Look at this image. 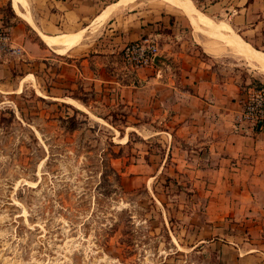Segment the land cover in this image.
<instances>
[{
  "label": "rangeland",
  "instance_id": "rangeland-1",
  "mask_svg": "<svg viewBox=\"0 0 264 264\" xmlns=\"http://www.w3.org/2000/svg\"><path fill=\"white\" fill-rule=\"evenodd\" d=\"M21 1L38 21L39 0ZM191 2L264 52V0ZM12 4L0 0V13L19 19ZM127 4L122 14L138 13L164 33L200 43L222 67L264 85L260 63L235 57L167 0ZM146 37L160 51L159 41ZM34 69V87L31 78L21 91L22 78L0 85V264H264V215L237 206L234 180L225 195L224 182L209 170L215 165L194 160L167 119L100 93L71 91L41 66Z\"/></svg>",
  "mask_w": 264,
  "mask_h": 264
},
{
  "label": "crops",
  "instance_id": "crops-1",
  "mask_svg": "<svg viewBox=\"0 0 264 264\" xmlns=\"http://www.w3.org/2000/svg\"><path fill=\"white\" fill-rule=\"evenodd\" d=\"M120 1L39 0L42 16L37 21L30 14L43 34L81 36L66 54L48 45L16 13L19 19L0 13L1 25L10 30V45L20 49L18 54L0 52V85L22 78L21 91L27 86L24 82L34 78L29 85L36 86L34 66L39 65L71 91L100 93L112 104L122 102L167 119V130L191 148L194 160L215 165L209 170L224 182L225 195L234 180L241 197L237 206H250L264 215V127L239 122L247 86L254 77L242 79L235 67H222L200 43L164 33L161 27L137 19L138 13L129 18L122 11L130 4L115 8ZM110 8V15L100 24ZM150 34L159 41L160 59L154 66L127 69L120 52Z\"/></svg>",
  "mask_w": 264,
  "mask_h": 264
},
{
  "label": "bare ground",
  "instance_id": "bare-ground-1",
  "mask_svg": "<svg viewBox=\"0 0 264 264\" xmlns=\"http://www.w3.org/2000/svg\"><path fill=\"white\" fill-rule=\"evenodd\" d=\"M179 10L188 15L189 19L192 21L193 25L197 30L201 33L208 35L209 37H214L215 39L224 43V45L235 55V57L239 56L245 59L249 64L258 62L262 65L264 70V52H260L253 48L250 44L246 43L240 36L234 33L231 29L226 28L225 26H221L214 21H212L208 16L200 12L191 0H167ZM127 0H121L116 7H122ZM13 10L15 13L20 16L22 19L26 20L33 28L36 29L39 33V36L50 46L59 47L57 50L59 54H66L67 51L76 45L81 36H61L57 38H51L43 34L39 28H37L33 17L29 12H27V8L22 9L23 6L26 5L21 0H13ZM174 7V8H175ZM112 8L108 9L105 14L98 21L102 24L107 17L110 15ZM196 18L200 20L203 28L199 29L196 25ZM98 24V23H97ZM95 25V24H94ZM104 25V24H103ZM99 31V30H98ZM98 33V32H97ZM100 33V32H99ZM73 35V34H72ZM53 49V48H52ZM57 49V48H56ZM231 53V54H232ZM34 79V78H32ZM40 93V92H39ZM67 103L74 105L75 107L84 110L83 106L73 100H67Z\"/></svg>",
  "mask_w": 264,
  "mask_h": 264
},
{
  "label": "built area",
  "instance_id": "built-area-1",
  "mask_svg": "<svg viewBox=\"0 0 264 264\" xmlns=\"http://www.w3.org/2000/svg\"><path fill=\"white\" fill-rule=\"evenodd\" d=\"M10 43V30L0 23V52L12 50L13 53H20V49L12 48ZM159 53L156 40L149 37L130 42L122 50L125 65L134 71L154 66ZM239 122L264 127V85L249 86Z\"/></svg>",
  "mask_w": 264,
  "mask_h": 264
},
{
  "label": "trees",
  "instance_id": "trees-1",
  "mask_svg": "<svg viewBox=\"0 0 264 264\" xmlns=\"http://www.w3.org/2000/svg\"><path fill=\"white\" fill-rule=\"evenodd\" d=\"M63 106H65V107H69V106L66 105V104H63ZM81 114H83L85 117L88 116V115L85 114V113H81ZM111 145H112V146H116L115 143H111ZM110 155L112 156L113 159H117V158L120 157V156H119L116 152H114V151H112V152L110 153ZM104 159H105V158H102V163H105V162H104ZM105 164H106V163H105Z\"/></svg>",
  "mask_w": 264,
  "mask_h": 264
},
{
  "label": "water",
  "instance_id": "water-1",
  "mask_svg": "<svg viewBox=\"0 0 264 264\" xmlns=\"http://www.w3.org/2000/svg\"><path fill=\"white\" fill-rule=\"evenodd\" d=\"M159 59H160V57H156V59H155V63H156Z\"/></svg>",
  "mask_w": 264,
  "mask_h": 264
}]
</instances>
